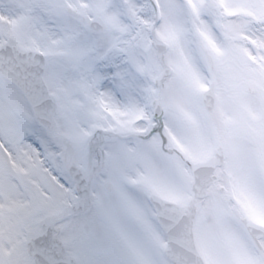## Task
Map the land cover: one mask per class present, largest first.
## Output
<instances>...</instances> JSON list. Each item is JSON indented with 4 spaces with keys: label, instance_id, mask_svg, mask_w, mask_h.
I'll list each match as a JSON object with an SVG mask.
<instances>
[{
    "label": "snow or ice",
    "instance_id": "1",
    "mask_svg": "<svg viewBox=\"0 0 264 264\" xmlns=\"http://www.w3.org/2000/svg\"><path fill=\"white\" fill-rule=\"evenodd\" d=\"M0 264H264V0H0Z\"/></svg>",
    "mask_w": 264,
    "mask_h": 264
}]
</instances>
